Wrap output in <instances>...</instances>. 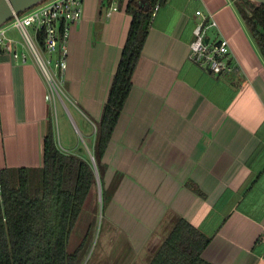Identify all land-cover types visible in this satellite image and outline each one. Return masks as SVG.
I'll return each mask as SVG.
<instances>
[{"label":"crops","instance_id":"crops-1","mask_svg":"<svg viewBox=\"0 0 264 264\" xmlns=\"http://www.w3.org/2000/svg\"><path fill=\"white\" fill-rule=\"evenodd\" d=\"M114 3L83 0L67 40L65 98L55 104L26 48H18L25 63L0 54V170L42 168L50 120L62 153L93 164L132 22L125 5L111 12ZM237 4L167 0L153 14L101 162L110 199L100 218L111 264H150L179 219L211 239L203 253L209 264H264V58ZM213 21L207 40L226 39L232 55V71L219 77L189 60L196 27ZM97 200L96 186L76 224L85 222L82 237L97 218Z\"/></svg>","mask_w":264,"mask_h":264},{"label":"trees","instance_id":"trees-1","mask_svg":"<svg viewBox=\"0 0 264 264\" xmlns=\"http://www.w3.org/2000/svg\"><path fill=\"white\" fill-rule=\"evenodd\" d=\"M115 1L119 8L125 5L132 22L98 124L96 166L78 156L62 153L50 120L42 168L0 170V264H78L80 261L88 236L74 253L68 251L69 242L98 178L103 187L101 162L132 90L133 74L155 9L167 0ZM248 6L243 2L237 4L264 58V6H255L253 12ZM40 41L43 42L42 36ZM191 188L203 196L199 189ZM109 199L102 188L103 207ZM210 242L209 237L189 222L179 219L150 264H209L203 253Z\"/></svg>","mask_w":264,"mask_h":264},{"label":"built area","instance_id":"built-area-1","mask_svg":"<svg viewBox=\"0 0 264 264\" xmlns=\"http://www.w3.org/2000/svg\"><path fill=\"white\" fill-rule=\"evenodd\" d=\"M82 9L83 0H46L23 14L14 15L10 26L5 24L0 27V54L11 52L22 63L26 62V55L18 54V44L7 38L10 29H17L23 40L22 47L34 57L43 75L48 90L46 100L50 103L55 104L57 100L65 98L63 78L67 70V40L71 27L81 20ZM118 11L115 1L111 12ZM216 26L213 21L196 27L195 39L189 46V60L219 77L232 71L229 61L232 55L226 39L207 42V29ZM93 165L96 166L94 159Z\"/></svg>","mask_w":264,"mask_h":264},{"label":"rangeland","instance_id":"rangeland-1","mask_svg":"<svg viewBox=\"0 0 264 264\" xmlns=\"http://www.w3.org/2000/svg\"><path fill=\"white\" fill-rule=\"evenodd\" d=\"M240 2L246 3L248 8L250 9H254L255 6H257L256 4H253L251 2H249L248 0H238V4H240ZM253 11V10H252ZM12 24V21L8 22L6 25L10 26ZM30 31L33 32L32 28H30ZM7 38L11 41H14L18 44V48L19 50H21L22 44H23V40L18 32L17 29L12 28L8 31L7 33ZM26 53V50L23 49ZM28 53V52H27ZM55 130V135L57 137V141H58V133H57V124L54 127ZM62 141L60 140V145H59V141H58V146L61 147L62 150V145H64V143H61ZM92 159V158H91ZM90 160V158H89ZM93 162V159H92ZM97 202H98V206L96 208V211L94 212V208H92L90 211V216L92 217L93 213H95V215L97 214V218L93 221L92 223V228L90 231V234L87 235L88 233H86L85 236L82 237V234H84V228H85V222L83 224V222H81V224H79L78 228H76V231H74V233L71 236L70 242H69V247H68V251L69 253H74L76 251V249L81 245L82 241L85 239L86 236H88L87 238V242L85 244L84 247V251L83 254L80 258V261L78 264H111V260L109 258V256L106 254V245L104 244V234H105V227L102 230V223H101V208H103V201H102V188L101 184L99 183V181L97 182ZM104 190V189H103ZM98 211V212H97ZM94 215V216H95ZM84 217L86 216V213L84 214ZM87 222V221H86ZM75 230V229H74ZM82 237V238H80Z\"/></svg>","mask_w":264,"mask_h":264},{"label":"water","instance_id":"water-1","mask_svg":"<svg viewBox=\"0 0 264 264\" xmlns=\"http://www.w3.org/2000/svg\"><path fill=\"white\" fill-rule=\"evenodd\" d=\"M44 1L46 0H0V27L10 22L14 15L23 14ZM248 1L257 6H264V0Z\"/></svg>","mask_w":264,"mask_h":264}]
</instances>
